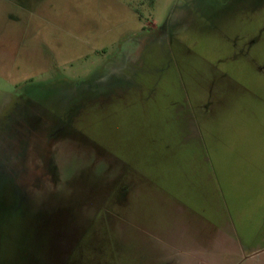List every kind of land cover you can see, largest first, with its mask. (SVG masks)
<instances>
[{
  "label": "rangeland",
  "instance_id": "obj_1",
  "mask_svg": "<svg viewBox=\"0 0 264 264\" xmlns=\"http://www.w3.org/2000/svg\"><path fill=\"white\" fill-rule=\"evenodd\" d=\"M197 223L264 264V0H0V264H193Z\"/></svg>",
  "mask_w": 264,
  "mask_h": 264
},
{
  "label": "crops",
  "instance_id": "obj_2",
  "mask_svg": "<svg viewBox=\"0 0 264 264\" xmlns=\"http://www.w3.org/2000/svg\"><path fill=\"white\" fill-rule=\"evenodd\" d=\"M208 225V224H207ZM207 225H202L200 223H197V225L194 226V224L190 225V231L189 232H185L184 236L182 235L181 242L187 240L189 242H194V244H192L193 246L190 247V250H185L182 251L181 257L184 258V263H187V261L192 262L193 264H215L216 262V257L221 258L220 262H217V264H222L224 259L227 256H232L234 250L231 248L230 249V244H231V239L224 235V239L221 242V245L223 249L222 252L216 250L217 247L220 246L219 243L215 242L214 240H211V242H207V238H205L206 233H207V229H204L205 227H207ZM215 229V228H214ZM190 234H192L193 236L190 237ZM214 234H218V235H223L220 234V232L215 229L214 230ZM226 236V237H225ZM216 236H214L215 238ZM213 238V239H214ZM178 241V240H175ZM201 242H205V244H202ZM213 242V243H212ZM226 243H228V245H226ZM222 256V257H220ZM205 257H210L212 260L207 261L205 260ZM197 260V261H196ZM219 261V260H217ZM244 261H234V262H230L228 264H244ZM263 262V261H262Z\"/></svg>",
  "mask_w": 264,
  "mask_h": 264
}]
</instances>
